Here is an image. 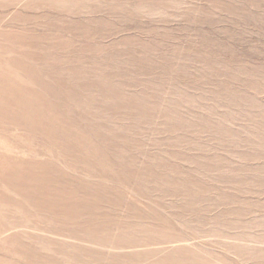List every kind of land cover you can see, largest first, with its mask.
Returning <instances> with one entry per match:
<instances>
[{
	"label": "rangeland",
	"instance_id": "obj_1",
	"mask_svg": "<svg viewBox=\"0 0 264 264\" xmlns=\"http://www.w3.org/2000/svg\"><path fill=\"white\" fill-rule=\"evenodd\" d=\"M18 64L22 66L20 77L12 76L9 83L3 74ZM0 73L3 88L49 98L47 121L57 131L59 143L56 152L46 151L52 133L45 123L46 131L38 141L34 133H27L45 155L0 150V160L15 165L27 160L59 169L75 197L88 199L91 193L92 200L82 203L81 210L97 209L101 216L96 225L103 229L101 235H89L90 223L79 222L76 214L63 224L65 218L54 216V204L34 206L13 181H25L26 175L9 177L0 165V264H264V0H0ZM80 89L84 93L75 92ZM82 99L94 102L82 105ZM36 103L44 108L41 99ZM128 105L135 110H126ZM104 107L118 111L105 125L97 119L84 120L95 111L100 116ZM153 112L181 119L178 125L185 131L196 125L211 130V139H223L222 157H216L218 151L212 148H198L200 154L214 158L207 161L218 177L214 189L199 188L193 180L198 175L184 168L191 159L190 145L166 154L162 164H156V157L163 152L152 149L144 155L154 161L143 159V164L130 167V158L138 152L117 133L127 128L133 131L137 115ZM121 113L133 115L131 123H124L126 127H120ZM16 123L18 119L0 115V126L6 131ZM35 125L43 128L41 121V126ZM70 131L96 140L104 155L120 162L119 166L109 172L103 167L98 172L95 167L94 173H80L72 152L64 150L68 143L77 144ZM18 134L10 131L8 136L21 139ZM114 143L119 149H112ZM49 171L52 173L51 167ZM134 172H142L146 178H136ZM81 177L90 182H81ZM148 178L165 182L161 189L173 188L180 195L178 205L172 207L177 211L175 217L167 213V220L162 216L163 210L168 211L170 197L151 195V187L144 186ZM49 179L42 183L52 185L53 179ZM99 180L108 193L100 191ZM137 186L140 192L133 191ZM97 193L103 194L102 208L99 200L93 201ZM137 197L143 209L135 202ZM57 199L52 192L50 201ZM162 218L166 230L176 223L180 231H165ZM137 225L160 233L158 243L179 233L186 234L194 245L157 259V251L152 253L155 250L148 251L153 257L126 254L120 246L130 242L121 233L108 238L111 230L119 228L134 234Z\"/></svg>",
	"mask_w": 264,
	"mask_h": 264
},
{
	"label": "bare ground",
	"instance_id": "obj_2",
	"mask_svg": "<svg viewBox=\"0 0 264 264\" xmlns=\"http://www.w3.org/2000/svg\"><path fill=\"white\" fill-rule=\"evenodd\" d=\"M92 15V14H91ZM25 45V44H24ZM16 49V48H15ZM10 53V52H9ZM66 53V52H65ZM116 55V54H115ZM75 58V57H74ZM91 63V62H90ZM21 65H14L12 66V70H7L9 71L8 74H3L6 78V81H8L9 83H11V80H8L9 78L11 79L12 76H17L20 77V70L21 69ZM69 69V68H68ZM74 70V69H73ZM92 70V69H91ZM70 71V70H69ZM79 71V70H78ZM3 73V72H2ZM78 74V73H77ZM31 75V74H30ZM4 76L1 75L0 73V115L3 118H6L7 116H9L10 118H13L15 120L18 119L19 123H16L15 125H11V128H8L6 131V128H4L3 126H0V150L7 152V154L10 153H16V154H27L30 155L31 153L35 154L36 156H43L45 155V153L41 150L40 148V144L39 143H34L33 141H31V139L29 138L28 134H35L34 137H36V140L38 141L40 138V134L44 131H46L44 129L45 127V123H48L49 125H46L47 127L49 126V129L47 132L52 133V141H49L48 146H46V151L48 153H53L56 152V150H59V143H58V138L56 137L57 135L56 132L51 128V123L49 121H47L49 119L50 116V111L48 108V102L47 99L49 98H44V97H39V96H25L22 95L21 93H19L18 91H14L11 90L9 88H3L2 85L4 83ZM33 76V74H32ZM64 76V75H63ZM66 76V75H65ZM70 77V76H69ZM52 79V78H51ZM55 79V78H54ZM53 80V79H52ZM57 80V79H56ZM80 80V79H79ZM26 81V80H25ZM58 81V80H57ZM103 81V80H102ZM144 82V81H143ZM48 83V82H47ZM46 83V84H47ZM54 83V82H53ZM58 83V82H57ZM51 84V83H49ZM8 85V84H7ZM13 85V84H12ZM19 85V84H18ZM54 86V84H52ZM51 85V86H52ZM108 85V84H107ZM50 86V85H49ZM88 86V85H87ZM98 86V85H97ZM9 87V86H8ZM68 87V86H67ZM78 87V86H77ZM93 87V86H92ZM46 88V87H45ZM90 89V87H88ZM107 88V86H106ZM14 89V88H12ZM25 89V88H24ZM38 89V88H36ZM73 89V88H72ZM77 89V88H76ZM92 89V88H91ZM116 89V88H115ZM121 89V88H120ZM29 90V89H28ZM84 90V89H83ZM82 89L77 90L75 92H83ZM105 90V89H103ZM102 90V94L104 93V91ZM151 90V89H150ZM36 91V90H34ZM93 91V90H91ZM90 91V92H91ZM101 91V90H100ZM115 91V90H114ZM49 92V91H48ZM132 92V91H131ZM33 93V92H32ZM50 93L51 90H50ZM84 93V92H83ZM93 93V92H91ZM96 93V92H95ZM34 94V93H33ZM78 94V93H77ZM108 94V93H107ZM111 96H117L116 94H114V92L110 93ZM188 94V93H187ZM52 96V94H50ZM86 95V94H85ZM95 97H97V94H93ZM124 95V94H123ZM131 96V95H130ZM187 97V95H186ZM67 98V97H66ZM107 98V97H106ZM153 98V97H152ZM41 99L42 100V104L44 106V108L40 107V105H38L36 103V100ZM53 99V98H52ZM130 99V98H129ZM71 100V99H70ZM56 101V100H55ZM79 101V100H78ZM53 102V101H52ZM68 102V101H67ZM94 100L93 99H82L81 100V104L82 105H90L91 103H93ZM41 103V101H40ZM54 103V102H53ZM156 103V102H155ZM160 103V102H159ZM142 104V103H140ZM151 104V103H150ZM56 105V104H55ZM54 105V106H55ZM92 105V104H91ZM136 105V104H134ZM144 106V105H143ZM142 106V107H143ZM149 107V106H148ZM102 108V107H101ZM105 108V107H104ZM126 108V107H125ZM133 112L135 109H133L131 106L128 105L126 110L129 109ZM136 108V107H135ZM59 109V108H58ZM119 109V108H118ZM149 109V108H148ZM57 110V109H56ZM55 110V111H56ZM84 110V109H83ZM124 110V109H123ZM138 110V109H137ZM136 110V111H137ZM150 110V109H149ZM54 111V112H55ZM88 111V110H87ZM111 111V112H109ZM151 111V110H150ZM158 112H160V110H157ZM83 112V111H82ZM139 112V111H138ZM141 112V111H140ZM118 113L117 110H112V109H108L105 108L101 113L100 116L98 114H96V111L93 112L92 114H87V116L84 117L87 120H89L88 122H95L97 120L101 121L104 125H105V121L109 122V118H111L112 116H116V114ZM127 113V112H126ZM131 113V112H130ZM145 113V112H144ZM55 114V113H54ZM63 114V113H62ZM74 114V113H73ZM81 114V113H80ZM122 114V113H121ZM74 115H78V114H74ZM123 117L121 119V121L119 122L120 127L125 126L124 123H131L129 121V118L133 115H128V114H122ZM137 115V114H136ZM179 115V113H178ZM65 116V114H64ZM63 116V117H64ZM81 116V115H80ZM182 116V115H181ZM79 117V116H78ZM88 117V118H87ZM168 114L161 112V113H150V115H145V114H141V115H137L136 119H135V124H133V131H129L128 128L126 129V131L124 132H120L119 134L117 133V136L120 137V139H122V141H127L128 143L131 144L132 148L137 150V154L133 155L130 158V162L129 165L130 167L137 166L140 164H143V159L145 160H149L154 161V159H152V156L148 157L146 155H144L145 152L151 151L153 150H159L161 149V152L163 153H159V155L156 157V164L160 163L162 164L163 160L165 161V155L174 152V150H178V149H182L185 148L186 146L190 145L191 147V159L190 161H188V165H186L184 168L190 173V174H196L198 175V179L194 178L193 180L196 183H199V185H197L199 188L203 187V189L205 188V190H212L214 189L215 186H217L219 184V182L214 181L216 180L215 178H218L214 173H213V165L208 164L209 162H213L214 158L212 157V155H209L207 153L205 154H200L198 148L200 147H205V148H212L214 150H217L218 152L215 154V156L217 157V155H219V157L224 156L223 152L224 150V144L225 142H223L222 138H218L219 140V144L216 143V141L218 140H213L211 139L210 135H211V130H207V129H200L197 128L196 125H190L191 129L188 131H185L184 129H181V127L178 125V121L181 119H177V120H173L168 118ZM68 118V117H67ZM73 118V117H72ZM71 118V119H72ZM83 118V117H82ZM134 118V117H133ZM180 118V117H179ZM182 118V117H181ZM76 119V118H74ZM175 119V118H174ZM201 119V118H200ZM50 120V119H49ZM184 119H182L183 121ZM5 121V120H4ZM39 121H41L42 127L43 128H39L36 129V125L35 123H37L38 126L39 125ZM62 122V121H61ZM64 122V121H63ZM73 123V121H72ZM78 123V122H77ZM82 123V122H81ZM99 123V122H98ZM142 124L143 127H139L137 124ZM96 124V123H95ZM117 124V122H116ZM131 124V125H132ZM139 124V125H140ZM180 124V123H179ZM78 125V124H77ZM81 125V124H80ZM104 125H102L103 127H105ZM127 125V124H126ZM130 125V126H131ZM186 125V124H185ZM74 126V124H73ZM97 126V125H96ZM188 126V125H187ZM69 127V126H68ZM93 127V126H92ZM101 127V126H100ZM107 127V126H106ZM126 127V126H125ZM185 127V126H184ZM204 126H202L203 128ZM38 128V127H37ZM63 128V127H62ZM76 128V127H75ZM110 128V127H109ZM130 128V127H129ZM132 128V126H131ZM67 129V127H66ZM80 129V128H78ZM96 129V128H95ZM83 130V129H82ZM87 130V128L85 129ZM84 130V131H85ZM125 130V129H124ZM180 130V131H179ZM14 131L15 133H19L21 134V139H14L10 136H8L9 132ZM69 131V129H68ZM66 131V132H68ZM76 131V130H75ZM80 131V130H79ZM88 131V130H87ZM90 131V130H89ZM94 131V130H92ZM179 131V132H178ZM83 132V131H82ZM97 132V131H96ZM99 132V131H98ZM118 132V131H117ZM28 133V134H27ZM45 133V132H44ZM60 133V132H59ZM112 133V132H111ZM18 134V136H19ZM70 134L72 136V140H75L77 142V144H74L73 142H71L70 144L68 143V148H64L65 149H69V152L71 151L74 156V158L77 160V166L79 168V172L80 173H94L92 171V169H94L96 167V169L98 170V172L101 171L102 167L104 168V170H108L107 172H109V170L114 169L115 167H117L116 165H118L120 162H113L108 155H104L103 151L101 150L100 146L96 145L97 143L94 140H91V138H84V136L86 135H82V134H78L77 132L73 133V131H70ZM91 134V132H90ZM63 135V134H62ZM66 135V133H65ZM32 136V135H31ZM59 136V134H58ZM107 136V135H106ZM113 136V135H112ZM116 136V137H117ZM64 137V136H63ZM62 137V138H63ZM67 137V136H66ZM88 137V135H87ZM92 137V136H91ZM114 137V136H113ZM70 138V137H68ZM94 138V137H93ZM104 138V137H103ZM102 138V139H103ZM97 139V138H96ZM116 139V138H115ZM98 140V139H97ZM104 140V139H103ZM107 140V139H106ZM119 140V139H118ZM46 141V140H45ZM64 141V140H63ZM70 141V140H69ZM113 141V140H112ZM225 141V140H224ZM107 142V141H106ZM67 144V143H66ZM121 144V143H120ZM102 145V144H101ZM106 146V145H105ZM118 144L114 143V145H112V149L118 148L119 149ZM64 147V146H63ZM111 147V146H110ZM126 148V147H125ZM130 148V147H129ZM103 149V148H102ZM106 149V148H105ZM111 149V148H110ZM116 150V149H115ZM133 150V149H132ZM66 151V150H65ZM129 151V150H128ZM182 151V150H181ZM118 152V151H117ZM62 153V152H61ZM106 153V152H105ZM65 154V153H63ZM62 154V155H63ZM114 154V153H113ZM121 154V153H120ZM134 154V153H132ZM68 155V154H67ZM69 156V155H68ZM118 156V155H117ZM66 157V156H65ZM125 157V156H124ZM130 157V156H129ZM23 159H29L26 156H22ZM121 159V158H120ZM72 160V159H71ZM115 160V159H113ZM128 160V159H127ZM73 161V160H72ZM209 161V162H207ZM21 162V161H20ZM66 162V161H65ZM82 164L84 167H79L78 165ZM127 163V162H126ZM74 164V163H73ZM128 164V163H127ZM0 165L2 166L3 169L6 170V175L9 177H12L14 175H16L17 177H22L23 175H26V179L25 181H20V178L17 179H13L14 182H17V184L20 186V189L18 190V192H21L22 195L24 197H28L26 199H28L34 206H43L45 202L47 203H52L55 206V209L57 210L56 212H54V216L57 217H61V218H65L63 219L64 222L63 224L67 221L70 220L72 218H70V216H74L75 214L79 217L76 218V220H78L79 222H83V220H86L90 223L88 229L86 230L89 235L90 233H100V235L102 234V228L100 227L101 225L97 226L96 225V221L97 218L99 216H101L98 212L97 209H94L92 212L90 211H82V203L83 205L88 204L91 200H92V195L91 193L88 195L90 196V198L88 199H79L77 197H75L73 195L74 189L68 187V185L65 183V180L63 179V177L60 176V170L53 167L52 165L50 166L52 169V173L49 171L50 167L47 165H41L38 163H34V162H28L27 160H23L22 164L19 165H15L14 163L8 161L7 159H3L0 160ZM121 165V164H120ZM185 165V164H184ZM58 166V165H57ZM71 166V165H70ZM74 166V165H73ZM119 166V165H118ZM91 167V168H90ZM54 169L57 172H54ZM72 169V166H71ZM221 169V167H220ZM114 171V170H113ZM120 171V170H119ZM216 171V170H215ZM50 172V173H49ZM132 172V171H131ZM120 173V172H119ZM153 173V172H152ZM227 173V172H226ZM225 173V174H226ZM99 176H102L104 174H100L97 173ZM111 174V173H110ZM218 174V173H217ZM222 174V173H221ZM220 174V175H221ZM64 175V173H63ZM93 175V174H92ZM105 176V175H104ZM222 176V175H221ZM115 177V176H113ZM122 177V176H121ZM120 177V178H121ZM134 177L136 178H146L145 175H143L142 172H134ZM49 178L53 179L52 185L47 184L44 185L42 182L43 180H51ZM72 178V177H71ZM77 178V177H76ZM83 183L87 184L86 182H90L88 179H86L85 177H81ZM106 178V176H105ZM104 178V179H105ZM123 178V177H122ZM158 178V177H157ZM223 178V177H222ZM230 178V177H228ZM78 179V178H77ZM110 179V178H108ZM130 179V178H129ZM152 178H148L146 179L148 181V184H144V186L146 188L151 187V195H155V194H160V196L162 198H164L165 196L170 197L169 199V203H167V205L169 207H167L168 211L163 210L162 216L165 217L168 220V216L167 213L171 214V216H176L177 215V211H175L176 205H178L180 195L176 194L173 192V188L171 186L172 189H161V187H163V184L157 183V182H153L151 180ZM208 179V181H207ZM101 180V177H100ZM100 180L98 182V186L100 187V191L101 189L104 191L102 193H108L107 191V186L106 185H101L100 184ZM107 180V179H106ZM113 180V179H112ZM159 180V179H158ZM218 180V179H217ZM111 181V180H110ZM117 181V180H116ZM156 181V180H155ZM225 181V180H224ZM72 182V181H71ZM124 182H127L126 178L124 180ZM143 182V181H142ZM214 182V183H213ZM69 183V182H68ZM73 183V182H72ZM111 183V182H110ZM123 183V182H122ZM153 183L155 184V186L153 185ZM193 183V182H192ZM64 184V187L61 185ZM71 184V183H70ZM92 184V183H91ZM105 184V183H104ZM129 184V183H128ZM79 185V184H78ZM84 185V184H83ZM125 185V184H124ZM169 185V184H167ZM194 184H192L193 186ZM85 186V185H84ZM78 187V186H77ZM88 187V186H87ZM95 187V186H93ZM91 187V188H93ZM110 187V186H109ZM166 187V186H164ZM196 187V186H195ZM17 188V187H16ZM84 188V187H83ZM167 188V187H166ZM15 189V188H14ZM133 191L136 192H140L139 191V186L134 187ZM191 189V188H190ZM17 191V190H16ZM85 191V190H84ZM93 191V190H92ZM176 191V190H175ZM52 192H55L57 194V201H50V195ZM78 192V190H77ZM94 192V191H93ZM122 192V191H121ZM84 193V192H82ZM87 193V192H86ZM215 193V191H214ZM93 194V193H92ZM119 194V192H118ZM120 194H124V193H120ZM119 194V195H120ZM107 195V194H106ZM118 195V196H119ZM148 195V194H147ZM102 196L103 194L101 193H97L96 195H94L93 197V201H97L99 200V208H102ZM114 196V195H113ZM116 196V195H115ZM124 196V195H123ZM126 196V195H125ZM112 197V196H111ZM117 197V196H116ZM127 198H130L129 196H126ZM149 197V196H147ZM104 198V197H103ZM108 198V197H106ZM110 198V197H109ZM214 198V197H213ZM120 199V197H119ZM123 199V198H122ZM126 199V198H125ZM137 199V201H136ZM134 199L135 202L137 203V205L140 207V209H143L142 205L140 202H142L138 197ZM115 200V199H114ZM109 202V200H107ZM207 201V200H206ZM106 202V201H104ZM107 202V203H108ZM111 202V201H110ZM127 202V201H126ZM98 203V202H97ZM106 203V204H107ZM199 203V202H198ZM220 203V202H219ZM226 204V202H223ZM58 204V206H57ZM117 204V203H115ZM209 204V203H208ZM98 205V204H97ZM95 205V207L97 206ZM104 205V204H103ZM111 206V204H110ZM123 206V205H121ZM125 206V205H124ZM216 206V204H215ZM97 207V208H98ZM173 207V208H172ZM204 207V206H203ZM89 208V207H88ZM106 208V207H105ZM110 208V207H109ZM114 208V207H113ZM117 208V207H116ZM60 210V211H59ZM81 210V211H80ZM221 210V208H220ZM106 211V210H105ZM113 211V210H112ZM204 211V210H203ZM108 212V211H107ZM117 213L119 211H116ZM183 213V212H182ZM109 214V213H107ZM181 214V213H180ZM68 215V216H67ZM112 215V214H111ZM67 216V217H66ZM124 216V215H123ZM56 217V218H57ZM106 217V216H105ZM173 217V220H175ZM171 218V217H170ZM116 219V218H114ZM141 220V219H140ZM61 221V220H60ZM143 221V220H141ZM159 221V220H158ZM158 221L156 220L155 222L153 221V227L157 226ZM163 225H164V230L165 231H169V230H177L180 231L178 227H176V223L174 226L172 225H168L167 226V230L165 228L166 226V222L163 220V218L160 220ZM145 222V221H144ZM169 222V221H168ZM100 223V221H99ZM130 223V222H129ZM66 224V223H65ZM98 224V223H97ZM131 224V223H130ZM128 225V224H127ZM178 226V225H177ZM107 227V226H106ZM133 227V226H132ZM131 227V228H132ZM180 227V226H179ZM109 228V227H108ZM127 228V227H126ZM125 228V229H126ZM129 228V227H128ZM127 228V229H128ZM139 228H142L141 230ZM151 228V227H150ZM158 228V227H157ZM84 229V228H83ZM111 229V228H110ZM105 230V229H104ZM100 231V232H98ZM107 231V230H106ZM7 232V231H5ZM124 232V228H119L118 231L116 230L115 232H112L111 230V234L109 235L108 238H111V236L115 233V235H117L118 233H121L120 236L128 239L126 241L130 242L128 244H125L123 246H120L121 249H124L125 251H127L126 254H141L143 253V255L145 254H150V252L148 251H153L152 253H155L157 251V253H155V256H157V259L160 258V255H164L163 253H167L171 250H175V249H179V248H191V246L194 245L193 240L188 238V236L185 235H180L179 233L175 234L173 237L166 239L164 238V240L160 243L157 242V240L159 239V234L156 230L151 231L148 227L143 226V225H137L135 227H133L132 229V233H123ZM140 233V234H139ZM108 234V233H107ZM139 234V235H138ZM142 234L145 235V237L142 238ZM97 235V234H96ZM193 235V234H192ZM104 236V235H103ZM190 236V235H189ZM196 236V235H195ZM164 237V235H163ZM187 237V238H186ZM99 239V238H98ZM107 239V238H106ZM122 239V238H121ZM124 239V240H125ZM99 241V240H98ZM105 241V240H103ZM109 241V239H108ZM110 242V241H109ZM114 242V241H113ZM119 243V242H117ZM104 244V243H103ZM108 245V243H107ZM111 245V244H110ZM106 246V244H105ZM107 247V246H106ZM140 248H142V250H140ZM146 251H145V250ZM157 249V250H156ZM118 254V253H117ZM123 254V253H122ZM115 255V254H114ZM120 255V254H119ZM151 255V254H150ZM149 255V256H150ZM153 255V254H152ZM151 255V256H152ZM141 257V256H140ZM143 257V256H142ZM153 257V256H152ZM207 257V256H206ZM154 260V259H152Z\"/></svg>",
	"mask_w": 264,
	"mask_h": 264
}]
</instances>
